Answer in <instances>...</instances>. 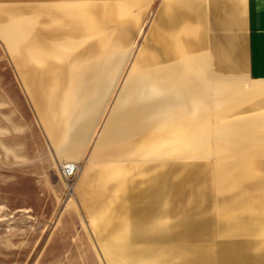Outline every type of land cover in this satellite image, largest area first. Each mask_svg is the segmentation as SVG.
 Here are the masks:
<instances>
[{
	"label": "crops",
	"instance_id": "1",
	"mask_svg": "<svg viewBox=\"0 0 264 264\" xmlns=\"http://www.w3.org/2000/svg\"><path fill=\"white\" fill-rule=\"evenodd\" d=\"M72 1L0 0L11 5L0 9V29L13 21L26 25L11 32L12 52L18 54L13 62L23 65L19 68L46 62L22 69L21 78L54 155L70 162L89 138L103 108L98 103L116 83L143 18L138 4L143 0L128 2L118 21L113 5L90 3L78 9L86 22L70 23L66 18L77 9L61 8ZM168 1L172 9L165 12ZM166 2L100 129L92 153L100 169L85 168L79 196L99 221L104 255H135L124 261L152 257L158 264H264V180L248 184L264 164L259 158L264 153V0ZM102 14L112 21L100 25V18H88ZM118 25L128 27L119 30L122 36L113 32ZM57 55L63 65L53 69ZM32 69L44 76L38 80L56 77V82L37 86L36 73L26 74ZM251 126L249 137L260 140L249 147L244 138ZM215 143L226 160L220 170L201 157ZM244 145L248 161L229 160ZM154 154L161 155L156 163H139V157ZM171 154L178 156L162 158ZM236 173L238 184H227ZM216 229L255 237L211 246ZM72 236L61 232L47 242L78 240Z\"/></svg>",
	"mask_w": 264,
	"mask_h": 264
},
{
	"label": "rangeland",
	"instance_id": "2",
	"mask_svg": "<svg viewBox=\"0 0 264 264\" xmlns=\"http://www.w3.org/2000/svg\"><path fill=\"white\" fill-rule=\"evenodd\" d=\"M104 6H111L117 1L131 2L136 0H106ZM144 1V2H143ZM138 4H142V20L136 28V34L133 38L126 59L121 64L120 71L116 83L112 87L108 95L102 96L103 102L100 116L96 120L94 127L90 130L89 138L80 147L81 150L73 162L62 157L54 155L55 151L49 140V136L42 130L40 117L34 100L30 98L27 84L22 81V69L28 66H41L46 62H26L24 68L13 62V57H17V53L9 51L8 43L12 36H9V29L19 31L20 28L26 27L24 23L18 24L13 21L10 25H4L0 30V264H104L103 245L99 237V221L95 219L93 213H89L83 206L81 197L79 196L78 187L85 168H92V171H99L100 162L92 159V153L97 143L100 129L104 125L106 118L109 116L111 108L116 103L117 97L125 84L126 75L133 67V63L137 54L141 50L148 34L151 23L156 19V15L161 5L166 0H143ZM204 0H198V2ZM105 3V2H104ZM182 3V0L181 2ZM20 3L18 7L21 5ZM24 4V3H23ZM90 3L85 2H68V7L61 9H77L71 12V16L66 18L70 23L84 24L85 18L81 17L82 10ZM11 5H0V9L8 8ZM203 9V8H202ZM80 13V14H78ZM111 16L102 14L97 23L111 22ZM128 27L122 25L115 26V33L119 30H125ZM121 35V33H120ZM122 36V35H121ZM6 42L4 45L3 42ZM35 43L39 42V40ZM7 46V47H6ZM80 46V45H79ZM73 52L78 51L77 49ZM76 55V54H74ZM53 69L62 67L63 59L61 57H52ZM43 68V67H39ZM50 68V67H49ZM49 68L47 70H49ZM40 69H32L27 75L36 73L35 80L42 79L44 76L39 75ZM46 70V71H47ZM35 72V73H34ZM34 73V74H33ZM25 75V74H24ZM49 81H34L35 84L49 86L54 85L56 77L50 78ZM241 84L240 80H235ZM106 86V85H105ZM109 87V86H108ZM250 94L254 95L252 92ZM248 94V95H250ZM246 98L243 97L242 101ZM95 117V116H94ZM96 117L94 118V120ZM93 120V122H94ZM255 127L251 126L245 130L244 144L252 147L255 136L249 137L254 133ZM144 129L137 131L136 138L143 134ZM146 135L148 136L147 132ZM148 138V137H147ZM138 147L139 145V139ZM221 144L215 143L206 149L203 157L213 162L214 167L220 170V166H225L224 160L219 156L218 148ZM156 153V151H153ZM177 154L164 156L162 158L177 157ZM187 156H193L192 153ZM186 156V157H187ZM161 155L139 157V163L144 161L155 162ZM249 154L245 153V145L241 149H236L233 158L229 160L248 161ZM264 163V153L259 157ZM141 161V162H140ZM78 164L79 172L74 179L68 181L62 175L61 167L63 164ZM156 163V162H155ZM264 180V164L253 172L251 182L256 183ZM240 176H235L227 180V184H238ZM247 184V185H248ZM236 191L241 189L238 186ZM221 195L216 196L220 199ZM115 205H112L113 208ZM117 206V205H116ZM253 200H248V208L252 209ZM253 218V215H250ZM210 239L211 246L219 244L223 240L238 241L253 239L254 234L231 236L227 233L220 232L216 229ZM69 233L73 238L78 240L66 243L47 242L49 236L58 235L59 233ZM86 238V240H82ZM56 246V247H54ZM54 247V248H53ZM76 248L78 250H76ZM72 249H75V256H71ZM56 250V251H55ZM113 252L119 253L117 250ZM118 262L119 255H116ZM102 258V259H101ZM120 264H126L121 263Z\"/></svg>",
	"mask_w": 264,
	"mask_h": 264
},
{
	"label": "bare ground",
	"instance_id": "3",
	"mask_svg": "<svg viewBox=\"0 0 264 264\" xmlns=\"http://www.w3.org/2000/svg\"><path fill=\"white\" fill-rule=\"evenodd\" d=\"M75 1H77V0H75ZM85 1H87V2H89V3H91V4H93L95 7H97V8H99V7H101V6H103L105 3H106V0H85ZM85 1H82V0H79V1H77V2H85ZM96 2H98V3H96ZM105 2V3H104ZM128 2H124V1H117L116 3H113L112 5L116 8V17L117 18H115V21H118V20H123L124 19V15L126 14L125 13V11H126V7H127V4ZM171 1H168V2H166V6H165V12H168L169 10H170V8H171ZM92 5V6H93ZM176 8V7H175ZM172 9V8H171ZM166 14V13H165ZM91 21H94V20H97L98 18H100L99 17V15H96V16H93V15H91V16H89L88 17ZM132 20V18L130 17V16H128V21H131ZM168 21V20H167ZM166 21V22H167ZM165 24V23H164ZM163 24V22H161V25H164ZM12 29V28H11ZM11 29H9V36L11 35V32H13L14 30H11ZM1 30V29H0ZM11 40V39H10ZM12 46H11V41H10V43H8V48H9V51L10 52H12V48H11ZM173 253V252H172ZM116 255H119V257H120V261L118 262L116 259L118 258ZM134 257L135 255H132V256H130V255H128V254H125V255H122V254H109V255H107V260L109 261V263L110 264H120V262L121 263H126V264H158V262L159 261H154L153 259H152V257H141V258H139V257H135L136 259H128V261H124V258L125 257ZM170 256V255H169ZM172 256V255H171ZM178 256V255H177ZM185 256V255H184ZM187 256V255H186ZM156 260V259H155ZM204 262V261H203ZM208 262V261H207ZM167 263V262H166Z\"/></svg>",
	"mask_w": 264,
	"mask_h": 264
},
{
	"label": "built area",
	"instance_id": "4",
	"mask_svg": "<svg viewBox=\"0 0 264 264\" xmlns=\"http://www.w3.org/2000/svg\"><path fill=\"white\" fill-rule=\"evenodd\" d=\"M80 167L78 164H63L61 167L62 175L64 178H66L68 181H71L74 179L75 175L79 172Z\"/></svg>",
	"mask_w": 264,
	"mask_h": 264
}]
</instances>
